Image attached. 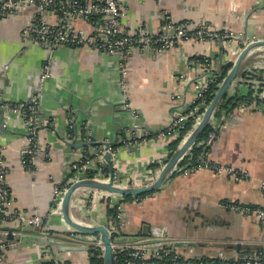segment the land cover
Wrapping results in <instances>:
<instances>
[{
    "label": "crops",
    "instance_id": "crops-1",
    "mask_svg": "<svg viewBox=\"0 0 264 264\" xmlns=\"http://www.w3.org/2000/svg\"><path fill=\"white\" fill-rule=\"evenodd\" d=\"M119 3L125 12L120 25L126 31L143 27L158 34L167 25L185 24L192 32L208 26L222 35L231 34L232 38L184 41L164 52L132 50L120 60L117 55L83 46L61 45L50 50L34 36L25 35L36 23L35 5L0 16V150L11 209L42 217L50 232L48 238L67 247L60 251L57 246L32 243L27 238L12 244L2 239L5 264H39L43 260L91 264L89 251L98 236L75 234L63 223L60 213L53 212L54 186L61 184L65 170L71 171V181L72 164L88 155L94 176L102 177V168H108L103 159L106 151L81 145L110 143L118 183L143 186L157 176L169 159L168 145L173 140L163 138L161 133L172 119L192 107L194 84L209 83L222 65L235 61L245 45L253 39L264 40V0ZM62 18L54 10L45 14L43 20L49 26L90 30L78 17ZM197 59H208L209 67L203 68ZM45 66L48 77L40 82ZM257 71L264 72V46L245 57L226 95L243 97L250 90L263 87L264 77L248 83L241 78L243 72L254 76ZM32 97L37 98L39 111L33 170L22 163L29 146L24 119L6 109L9 104ZM125 99L130 110L124 108ZM210 124L218 134L208 159L245 170L249 178L235 182L207 169L176 167L159 190L139 201L121 204L122 227L113 236L114 249L147 246L151 245L148 241L159 239L163 244L172 243L165 248L189 259L212 258L220 252L228 259H239L250 250L264 251V224L224 207L228 202L264 207V192L259 186L264 181V115L259 107L248 104L220 117L213 116ZM128 127L140 129L141 137L133 142L123 140ZM90 194L87 188L74 192L70 217L87 226L114 225L107 219V202L115 203L122 197L105 192L93 200ZM144 225L150 227L148 236L142 234ZM21 232L37 235L27 225ZM176 242L184 244L175 246Z\"/></svg>",
    "mask_w": 264,
    "mask_h": 264
},
{
    "label": "built area",
    "instance_id": "built-area-1",
    "mask_svg": "<svg viewBox=\"0 0 264 264\" xmlns=\"http://www.w3.org/2000/svg\"><path fill=\"white\" fill-rule=\"evenodd\" d=\"M35 5L38 9L36 15V23L31 25L29 30L24 32L25 35H32L37 41L47 44V49L59 47L61 45L83 46L103 53L117 55L120 60H124L127 53L132 50L147 51L153 50L157 52L169 51L176 44L184 41H218L219 39L232 38L231 34H220L213 31L210 27H201L195 31H189L185 24L173 26L167 25L163 32L151 34L145 28L138 27L133 31H126L120 25V20L125 12L119 0H0V16L11 15L16 8ZM57 10L63 16V20L71 17L80 18L89 26V31L82 29H73L70 26L58 25L49 26L44 22V15ZM256 40H252L254 42ZM246 46V45H245ZM199 65L203 68L209 67L208 59L198 60ZM45 72L40 78L43 82L47 77V66L44 67ZM210 81H212L210 79ZM209 81V82H210ZM208 82L194 84L195 101L203 98L204 92L207 90ZM264 85V84H263ZM253 97L259 99L264 98V86L258 87L252 93ZM250 106L259 107L264 115V106H257L255 101L249 103ZM243 107L244 105H240ZM124 108L131 109L127 99L124 101ZM9 113L21 115L27 127L29 146L26 149V157L33 163L34 156L37 152L36 134L39 126V111L37 107V98L32 97L26 101L9 104L6 106ZM198 110V106L193 111ZM190 111L188 114H181L172 119L164 131L161 133L163 138L174 140L177 138L178 130L182 129L186 124L188 117L193 114ZM135 116L134 111H130ZM24 114L26 116H24ZM203 114V113H202ZM202 114H199L196 120L199 122ZM197 122V123H198ZM213 134L208 135L205 143L206 146L213 142ZM100 159L99 157L97 158ZM92 159L82 157L76 163L72 164L71 170L74 173L70 182L81 179H94L97 181H108V177H101L97 174L89 178L88 172L92 171ZM25 158L23 164L25 165ZM164 166V165H163ZM176 167L174 168V170ZM207 169L216 175H222L229 180L238 182L245 181L249 178V174L245 170L236 169L233 166L214 163L208 159V155L202 157L200 165L191 170ZM155 177L148 179L143 186L149 185L154 181ZM114 183L120 185L114 174ZM139 186V187H143ZM260 189L264 192V181H261ZM127 187V186H123ZM66 187L61 189L57 184L53 189V212L59 214V206ZM90 197L93 200L104 195L105 192L95 189H88ZM107 195V193H106ZM111 195V194H110ZM113 195V194H112ZM117 196V195H116ZM114 195V197H116ZM224 207L236 213L253 216L260 225L264 224V207H251L241 203H224ZM10 192L6 184V168L1 159L0 150V226L9 225L11 223L22 231L23 226L27 225L32 229L41 230L44 228V222L39 215L26 216L21 212L14 211ZM122 227L119 222L114 225H109L110 233H117ZM93 247L101 250L103 255L102 244L97 240ZM5 245L0 242V264H5L4 251ZM100 255V256H102ZM39 264H63L59 261L43 260ZM113 264H264V251L250 250L239 259H228L223 253H219L212 258H185L177 252L167 249L160 245L153 246H135L122 249H114Z\"/></svg>",
    "mask_w": 264,
    "mask_h": 264
},
{
    "label": "water",
    "instance_id": "water-1",
    "mask_svg": "<svg viewBox=\"0 0 264 264\" xmlns=\"http://www.w3.org/2000/svg\"><path fill=\"white\" fill-rule=\"evenodd\" d=\"M6 16V15H3ZM47 47V44H45ZM264 46V40H257L254 42H251L247 44L241 52L236 57L235 61L233 62L231 68L227 72L226 76L223 78L221 83L218 85L217 91L215 92L212 100L209 102V104L205 107L202 117L200 121L197 123V125L183 138L182 143L177 147V149L173 152V154L169 157V159L166 161L164 166L160 169L159 173L155 177L154 181L150 183L149 185L143 186V187H123L119 186L114 183V171L112 167V159H113V152L110 151L112 149V145L108 142H98V143H84L81 146H98L99 152L106 151L103 154V159L106 162L110 174L108 176V181H97L94 179H81L74 182L68 181L70 178V175L72 174L70 170H65L63 172V176L61 178V184H65L67 187L63 193L60 206H59V213L61 215L63 223L70 227L75 234L81 235V236H98V241L102 244L103 247V255L102 264H113V252H114V246H113V240L114 237L108 230V227L104 225H96V226H87L83 225L81 223H78L74 221L69 214V204L72 195L74 192H76L79 189L87 188V189H95L98 191L106 192L113 195H118L119 197H135L147 193H152L157 190H159L166 179L170 177L173 172L174 168L178 165V163L184 158V156L187 154V152L191 149V147L196 143L198 137L203 133V131L208 127L210 124L219 103L224 98V96L227 94V90L232 85V83L236 80L238 77L243 61L245 57L251 52L253 49L258 47ZM130 130L129 132H126L124 134L123 140L126 142H133L134 140H138L140 136V129L137 127H128ZM123 140L120 141V144L123 143ZM91 155H95L92 152L91 149ZM98 153V152H97ZM122 211V208H121ZM46 226H44L43 229L38 230L34 229L37 235H24L22 234L21 230L18 229L15 226H9L4 225L0 226V241L4 239L3 242L12 244L17 240H23V238H27L32 241V243H41V244H48L50 246H57V248L60 251H64L67 247L61 242L56 239H50L48 231ZM150 231V227L148 225H144L142 227V234L144 236H148ZM116 234V233H115ZM77 238V237H76ZM95 241V240H94ZM93 241V242H94ZM92 242V243H93ZM147 243H150V246L160 245V246H172V243H161L159 239H156L155 241H148ZM175 246H182L184 243H173Z\"/></svg>",
    "mask_w": 264,
    "mask_h": 264
},
{
    "label": "trees",
    "instance_id": "trees-1",
    "mask_svg": "<svg viewBox=\"0 0 264 264\" xmlns=\"http://www.w3.org/2000/svg\"><path fill=\"white\" fill-rule=\"evenodd\" d=\"M61 15V13H60ZM198 60V59H197ZM200 61L202 59H199ZM232 63L228 62L225 63L224 65L221 66L219 71L213 75L211 78L212 81L209 82L207 86V90L203 94V98L199 101L194 102L192 107L185 112V114H188L190 111H193L195 107L198 106V110L193 111V114L188 117V120L184 127L182 129L178 130V135L177 138L171 141V143L168 145V150L169 154L168 157H170L173 152L177 149L179 146L180 142L183 140V138L197 125V116L199 114H202L205 107L209 104V102L212 100L215 92L217 91L218 85L221 83L223 78L226 76L227 72L231 68ZM264 77V72L263 71H257L256 74L253 76L252 73H246L243 72L241 74L242 80L248 83L250 80H257V81H262ZM252 90L248 92L246 96L239 97V96H234V97H228L227 95L224 96V98L221 100V102L218 105V108L214 114V117H220L222 114H228L230 113L235 107H238L240 105H248L252 101H255L257 106H264V98L259 99L258 97H253L252 96ZM24 116H26L24 114ZM213 134V140L216 139L218 131L213 128L211 124L208 125V127L203 131V133L198 137L196 143L191 147V149L187 152V154L184 156V158L178 163L176 166L178 169L182 168L184 169H191L195 168L198 165H200L201 159L203 156L209 153L211 145L206 146L205 143L206 140L208 139V135ZM85 157L88 158V155H85ZM26 162H25V167L33 170L34 167L28 160L26 156H24ZM153 169L158 168V165H151ZM102 174L104 177L109 176L110 170L109 168L105 167L102 168ZM174 174V173H173ZM94 176V173L92 171L88 172V177L92 178ZM61 189L65 188L64 184L59 185ZM153 193V192H152ZM152 193H147L135 197H122V199L118 202H107V207H106V215L108 221L112 222L113 224H117L121 218V204L133 200H141L145 198L146 196L152 194ZM54 206V204H53ZM251 207H257V206H252ZM45 226V224H44ZM48 234L50 232L48 231ZM112 236H115V233L112 234ZM90 262L91 264H102L103 259H102V252L99 248L97 247H92L90 248Z\"/></svg>",
    "mask_w": 264,
    "mask_h": 264
},
{
    "label": "rangeland",
    "instance_id": "rangeland-1",
    "mask_svg": "<svg viewBox=\"0 0 264 264\" xmlns=\"http://www.w3.org/2000/svg\"><path fill=\"white\" fill-rule=\"evenodd\" d=\"M233 64V63H232Z\"/></svg>",
    "mask_w": 264,
    "mask_h": 264
}]
</instances>
